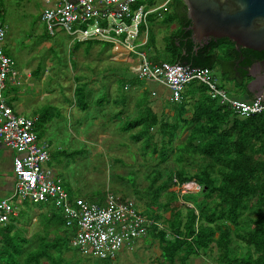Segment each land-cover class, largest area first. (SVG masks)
Segmentation results:
<instances>
[{
  "label": "trees",
  "instance_id": "16d2710c",
  "mask_svg": "<svg viewBox=\"0 0 264 264\" xmlns=\"http://www.w3.org/2000/svg\"><path fill=\"white\" fill-rule=\"evenodd\" d=\"M173 3L174 10L164 21L166 24L177 23V32L169 40L167 57L164 60H151L149 57L151 62L211 69L216 61L212 50L223 44L231 47L228 48V56L241 54L249 59L242 65L248 66L253 60L264 59V51L240 49L237 52L232 42L225 38L209 41L196 52L193 51L188 29L190 21L186 15L179 17L175 6L186 9L181 0H174ZM150 43L148 39L147 49ZM108 74L111 75L110 72ZM131 78L125 82L120 94L117 93L120 86L116 87L112 98L114 105L123 106L125 101L131 100L128 99L129 95H124L128 90L126 86H132L135 91L140 88L143 90L133 97L132 117L123 119L119 131L135 129L129 138L141 143L142 160L155 156L158 160L148 174L150 182L147 194L151 195V204L146 203L145 211L139 212L156 222L160 215L151 209L153 205L157 209L177 205L174 192L167 191L173 185V179L179 184L194 181L201 187V200L193 204L198 213L186 207L187 216L182 229H179L178 213L169 221L165 231L157 230L153 225V231L156 230L162 240L173 237L172 242L167 239L164 241L171 245L167 249H173L163 250V258L171 263V255L179 254L185 264L192 256L210 257L212 252L214 264H264V113L248 118L239 117L220 105L207 87L192 81L182 92L180 102H172L165 95L161 101L171 111V115L164 112L158 115L151 108L152 92L143 87L144 81L135 75ZM120 113L118 115H123V108ZM181 135L184 136L182 142L176 148L171 147L174 139ZM169 157L171 162L165 167L160 166ZM185 167L196 169L188 174ZM131 174L134 175V172L131 171ZM159 196L166 201L159 204L156 201ZM49 206L36 205L41 208V213L36 214V224L41 228L29 238L25 237L24 225L17 223L16 228L24 230V233L14 239L15 242L11 240L13 227L9 224L10 219L0 227V264H91L89 259L93 257L83 256L71 247L72 233L61 214L53 207L55 211L51 208L49 213L43 214V208ZM16 210L13 218L20 212ZM51 224L56 227L51 229ZM212 238H215L213 243ZM29 245H32L31 248ZM212 247L216 251L213 252ZM66 253H70V260L65 258ZM81 258L86 261L83 262Z\"/></svg>",
  "mask_w": 264,
  "mask_h": 264
},
{
  "label": "rangeland",
  "instance_id": "374dc122",
  "mask_svg": "<svg viewBox=\"0 0 264 264\" xmlns=\"http://www.w3.org/2000/svg\"><path fill=\"white\" fill-rule=\"evenodd\" d=\"M163 1L147 0L151 7L160 5ZM0 2V21L6 26V43H4L3 50L14 61V68L18 73H22V84L17 87L26 95L20 98L23 107L21 114L34 120V131L38 140L46 141L49 147L51 146L52 158L47 162V166L56 172L68 197L80 196L93 203H96L94 201L100 197L102 201L98 203H103L104 198L108 199L113 196L132 203L137 211H145L146 203L149 205L152 201L149 197L151 195L147 194L150 182L148 174L152 166L158 163L156 156L142 160L141 143L129 138L130 133H133L135 129L127 132L119 131L123 122L122 117L82 119L91 113L92 115L97 113L96 105L93 110L91 107L87 108L90 104H94L95 101L96 104L109 102L117 91L116 87L120 86L117 93H121L125 82L132 80L128 68L130 64L135 65L134 60L128 58L125 64L109 62L110 51L105 44L76 43L62 31L55 36H49L40 21V15L44 9L41 0H0ZM174 5L172 2L156 15L149 17L148 39L151 45L149 44L148 52L152 59L164 60L167 57L166 50H168L169 40L177 32L178 25L177 23L166 24L164 20L173 12ZM175 8L179 17L186 15L183 6H175ZM228 48L231 49L229 45L223 44L212 51L218 59L226 60L228 58L223 52H227L225 49ZM220 71L221 67L217 63L211 66L210 76L216 85L223 88L231 98L242 99L241 85L236 83L234 86V83H231L234 80L230 78L232 77L231 68H224L223 76H220ZM27 73L32 78L26 79ZM117 74H119L118 78ZM30 83L36 90L37 88L42 90L33 103H30V100L35 98L32 87L28 85ZM154 85L150 86L147 81L143 83V87L150 90V93L152 92L150 96L152 110L158 115L162 112L171 115V111L160 99V97H166V94L160 95L162 91L159 92L158 87ZM106 87L108 88L107 94ZM126 89L128 90L124 92V95H129L128 99H131L132 104L133 97L143 90L140 88L135 91L132 86L130 88L126 86ZM163 93L166 92L163 91ZM126 105L125 119L127 116L132 117L133 110V105L131 106L129 102ZM78 116L81 118L76 119ZM183 139V135L175 138L171 147L176 148ZM115 159L118 161L115 162ZM170 162L169 157L160 166L165 167ZM184 169L188 174H192L196 167H185ZM129 178L133 181L131 182ZM172 188H168L167 191L171 192ZM196 191L198 190L193 192ZM200 193L201 189L196 195L191 193L186 197L190 200L185 199L177 203V206L171 205L157 209L153 205L151 209L155 214L160 215L156 222L157 230L168 228L169 221L174 219L176 213L179 214V229H182V224L186 220L185 216H187L186 207L194 209L195 214L198 213V209H195L193 204L194 201L201 200ZM186 195L188 194L183 196ZM156 201L161 204L166 199L159 196ZM10 202L12 205L17 204L15 207L20 211L17 217H12L9 221L13 227L10 234L11 240L24 233V230L16 228L17 223L24 225L27 229L25 237L29 238L35 230L41 228L36 224L37 217H33L40 212L41 208L26 200L15 199ZM52 207L50 205L43 208V214L49 213ZM153 225L154 223L149 220L148 228ZM51 226V229L56 227L53 224ZM0 233H2V228H0ZM154 234L157 239L150 240L145 250H136L133 253L126 251L113 261H102L96 258L89 260L91 264H183L179 254L171 255V263L168 260L158 263L157 260L161 259L160 251L163 257V249L158 247L159 240L156 230ZM171 240L172 238L169 239ZM214 241L215 238H212L211 243ZM0 245H2V240H0ZM31 246L29 245V248ZM212 248L216 251L215 247ZM64 256L70 260V253ZM82 259L83 262L86 261L85 258ZM211 262L214 264L213 259ZM185 264H203V261L201 257H191Z\"/></svg>",
  "mask_w": 264,
  "mask_h": 264
},
{
  "label": "built area",
  "instance_id": "2783aa9c",
  "mask_svg": "<svg viewBox=\"0 0 264 264\" xmlns=\"http://www.w3.org/2000/svg\"><path fill=\"white\" fill-rule=\"evenodd\" d=\"M40 15L49 36L64 32L76 43L96 42L109 47L113 62L134 60L129 72L143 81L159 85L169 92L172 102H180L182 92L192 81L207 87L226 110L248 118L264 113L260 99L242 101L231 98L216 87L210 69L194 70L188 75L172 68L175 64L153 63L148 57L149 17L156 15L174 0H164L151 7L147 0H41ZM124 1V2H123ZM1 15V8H0ZM6 26L0 21V143L11 149L14 175L10 199H0V227L15 215L10 200L29 201L34 205H51L58 211L72 233L70 245L87 257L113 261L148 233L149 219L130 202L113 196L103 203L87 202L81 197L69 198L56 173L47 166L49 146L39 141L34 120L15 114L6 104L3 91L7 84L20 86L14 61L3 50ZM175 194L196 195L201 187L173 179ZM194 190H198L193 192Z\"/></svg>",
  "mask_w": 264,
  "mask_h": 264
},
{
  "label": "water",
  "instance_id": "95a60500",
  "mask_svg": "<svg viewBox=\"0 0 264 264\" xmlns=\"http://www.w3.org/2000/svg\"><path fill=\"white\" fill-rule=\"evenodd\" d=\"M181 2L190 21L188 29L194 45H206L209 41L225 38L232 42L237 52L240 49L264 51V0H228L211 6L197 3L190 6V0ZM254 65L255 68L246 71L250 80L242 88V96H249L250 100L260 99L264 103V59ZM172 68L181 71L182 75L202 69L179 64Z\"/></svg>",
  "mask_w": 264,
  "mask_h": 264
},
{
  "label": "crops",
  "instance_id": "0c3cea01",
  "mask_svg": "<svg viewBox=\"0 0 264 264\" xmlns=\"http://www.w3.org/2000/svg\"><path fill=\"white\" fill-rule=\"evenodd\" d=\"M4 43H6V42H4ZM149 50L150 49H147L146 52L148 53V57L151 58V55L148 52ZM151 60H152V58H151ZM219 60H221V59H219ZM108 61L109 62H113V61L110 60V54L108 56ZM222 61L227 62L226 60H222ZM113 63H116V62H113ZM121 63H124L125 64V63H127V61H123ZM214 63H217V65L219 67H221V65L217 61H215ZM129 67H130V65H129ZM224 68H227V67L221 68V71L219 73L220 76L221 75L223 76V74L225 72L224 71ZM231 72H232V77H230V78L231 79L234 78V80H232L231 83L232 84L234 83L233 84L234 86L236 85V83L241 85L242 83L239 81V79H237V77L235 78L234 71L231 70ZM21 75H22V73H20V74L18 73L20 85L22 84L21 83V81H22L21 80ZM210 75H211V69H210ZM27 78L30 79V78H32V76L29 73H27L26 74V79ZM214 84L216 85L215 82H214ZM28 85H29L30 88L33 86L32 83H30ZM151 85H154V84L153 83H150V86ZM154 86H157L158 87V89L160 90L159 92L162 91V93H160V95L161 94H164V95L166 94V96H169V92L166 89H164L163 87H161L159 85H154ZM17 87L18 86H13V85L7 84L6 85V88L3 91V94H4L5 98H6V104L12 110V112H14L15 114H18V115L23 116L21 114V112L23 111V107H22V103L20 101V98L22 96L26 97V95L23 92L19 91L20 89H18ZM216 87H218V86L216 85ZM218 88H220V87H218ZM220 89H223V88H220ZM105 90L107 91L108 88L106 87ZM32 91L34 93L33 95H34L35 98L33 100H30V103L31 102L33 103V102H35L37 100L38 93L41 92L42 90L41 89L38 90V88L36 90L34 87H32ZM163 91H165L166 93H163ZM162 98L163 97H160V99H162ZM238 100H242V101H247L248 102V101H251L252 99L251 100H245L244 98H242V99H238ZM127 102H129L131 104V106L133 105L131 103V100L125 101V103L123 104V106L114 105L113 99H111L109 102H102V104H100V102H98V104H96V101H95L94 104H90L87 108L91 107V110H93L94 107H95V105H96L95 109H97V113H95L94 115H92V113H91L89 116L82 117V119H93V120L94 119H118L119 117H122V119H125L124 116L126 114H125V110L124 109H125V107H127V105H126ZM121 108H123V115H118V114H121L120 113L121 112ZM84 112H86V111H84ZM87 112H89V111H87ZM68 115H69V113H68ZM189 115H190V112H189ZM80 118L81 117L78 116L76 119H80ZM89 122H91V121H89ZM50 147H49V152H50ZM14 155H15V153L11 149H9L8 147H6L2 143H0V199H10V197L12 196V193H13L14 175H13V168H12V160H13ZM50 159H51V153H50ZM171 187H173V186H171ZM174 190H175V188L173 187L171 189V192H174V194H175V191ZM78 197H80V196H78ZM174 198L177 201L176 203L182 202L183 200L186 199V198H184V196L180 197V196H178L176 194H175ZM12 200H15V199H12ZM186 200H190V199H186ZM96 201H102V199L100 197H98ZM15 205L17 206V204H14V205H12V207L15 208V212H16V209H18V208H16ZM175 206H177V205H175ZM13 216H15V215L10 216V218H12ZM33 217H36V216H33ZM147 218L154 223V226H156V227L158 226L157 223H156L157 221L156 222L153 221L150 217H147ZM152 227L153 226H151V228H148V233H147L146 237L135 244L136 247L133 249V251H136V250H139V251L145 250V248H146V246H147V244H148V242L150 240L152 241L154 238L157 239V237H155L156 235L154 234L155 231H153L154 229H152ZM26 231H27V229H26ZM161 231H165V228L164 229H161ZM170 238H172L171 241H169ZM166 239L169 242H172L173 241V237H171V236L165 238V240L164 239L162 240L161 237L158 236V240H159L158 241V247H159V249L161 247L165 251H168V250L173 249L172 247L170 249H167V247L168 246H171V245L165 244L164 241H166ZM163 250H162V252H163ZM133 251H131V252H133ZM124 253H126V251L123 252V253H121L120 255H122ZM211 253L209 255L210 257L203 256V255H199L197 258H200L201 257V260L203 261V264H213L211 262L212 261V254ZM120 255L118 257H120ZM160 257H161V259L160 260H157L158 263H160V261H162V260L163 261H166V260L163 259L161 251H160ZM192 257H195V256H192Z\"/></svg>",
  "mask_w": 264,
  "mask_h": 264
},
{
  "label": "flooded vegetation",
  "instance_id": "af4514ba",
  "mask_svg": "<svg viewBox=\"0 0 264 264\" xmlns=\"http://www.w3.org/2000/svg\"><path fill=\"white\" fill-rule=\"evenodd\" d=\"M184 40V39H183ZM186 40V39H185ZM184 40V41H185ZM192 50L193 51H197V49L199 48H202L203 46L205 45H194L192 43ZM226 51H228V49H225ZM184 53V51L182 52V54ZM223 54L226 55V58H228V60L226 59L227 62H224L222 60H219L217 57H216V61L221 65V68L223 67H229L231 68V70L234 71V74H235V78L237 77V79H239V81L242 83L241 84V88H243L245 86V83H247L250 79L246 77V71H249L252 67H256V63L262 61V60H253V62H250L248 66L246 65H242L241 63L245 62V60H247L248 58L239 54V55H236L235 57H230L227 55V52H223ZM249 60V59H248ZM228 63V64H227ZM254 65V66H253ZM241 91H243V89H241ZM261 91V90H260ZM242 94V93H241ZM245 100H250L249 96H245L244 98Z\"/></svg>",
  "mask_w": 264,
  "mask_h": 264
},
{
  "label": "clouds",
  "instance_id": "9594fccd",
  "mask_svg": "<svg viewBox=\"0 0 264 264\" xmlns=\"http://www.w3.org/2000/svg\"><path fill=\"white\" fill-rule=\"evenodd\" d=\"M226 2H228V0H190V6H191V3L205 4L207 6H211L214 4H223ZM212 10L214 11L215 9H212Z\"/></svg>",
  "mask_w": 264,
  "mask_h": 264
}]
</instances>
